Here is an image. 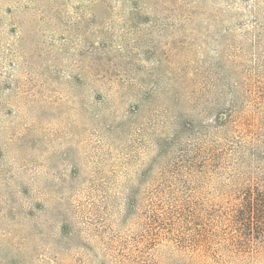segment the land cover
Returning <instances> with one entry per match:
<instances>
[{
  "label": "rangeland",
  "instance_id": "1",
  "mask_svg": "<svg viewBox=\"0 0 264 264\" xmlns=\"http://www.w3.org/2000/svg\"><path fill=\"white\" fill-rule=\"evenodd\" d=\"M252 180L264 0H0V264H129L155 204L228 205Z\"/></svg>",
  "mask_w": 264,
  "mask_h": 264
},
{
  "label": "trees",
  "instance_id": "2",
  "mask_svg": "<svg viewBox=\"0 0 264 264\" xmlns=\"http://www.w3.org/2000/svg\"><path fill=\"white\" fill-rule=\"evenodd\" d=\"M252 180L242 187L228 205L198 204L196 193L166 199L155 204L150 218L144 221L145 231L139 232L128 245L129 264H153L148 249L166 246L176 249L181 258L199 264L213 261L227 264L234 257L246 256L258 240L255 231L264 232V189ZM133 251L135 254L133 255ZM251 254V253H250Z\"/></svg>",
  "mask_w": 264,
  "mask_h": 264
}]
</instances>
